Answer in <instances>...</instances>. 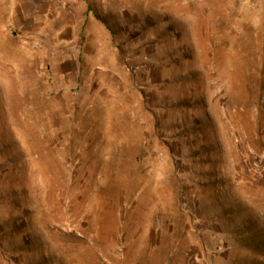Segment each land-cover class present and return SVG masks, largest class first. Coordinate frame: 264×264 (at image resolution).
<instances>
[{
	"label": "rangeland",
	"instance_id": "1",
	"mask_svg": "<svg viewBox=\"0 0 264 264\" xmlns=\"http://www.w3.org/2000/svg\"><path fill=\"white\" fill-rule=\"evenodd\" d=\"M0 264H264V0H0Z\"/></svg>",
	"mask_w": 264,
	"mask_h": 264
}]
</instances>
